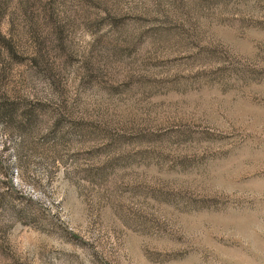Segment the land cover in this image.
<instances>
[{
	"label": "rangeland",
	"instance_id": "rangeland-1",
	"mask_svg": "<svg viewBox=\"0 0 264 264\" xmlns=\"http://www.w3.org/2000/svg\"><path fill=\"white\" fill-rule=\"evenodd\" d=\"M0 264H264V0H0Z\"/></svg>",
	"mask_w": 264,
	"mask_h": 264
}]
</instances>
